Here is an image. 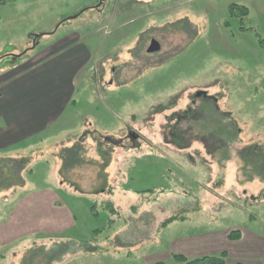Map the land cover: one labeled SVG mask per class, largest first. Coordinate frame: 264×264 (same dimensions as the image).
<instances>
[{
	"label": "rangeland",
	"instance_id": "1",
	"mask_svg": "<svg viewBox=\"0 0 264 264\" xmlns=\"http://www.w3.org/2000/svg\"><path fill=\"white\" fill-rule=\"evenodd\" d=\"M3 1L0 166L27 171L0 181V264H179L198 235L264 264V0ZM236 4L250 15L228 29ZM65 64L58 116L21 132Z\"/></svg>",
	"mask_w": 264,
	"mask_h": 264
},
{
	"label": "crops",
	"instance_id": "2",
	"mask_svg": "<svg viewBox=\"0 0 264 264\" xmlns=\"http://www.w3.org/2000/svg\"><path fill=\"white\" fill-rule=\"evenodd\" d=\"M76 52L79 53L80 50H78ZM74 67H71L69 64L68 65L65 64L63 67L59 68V70H58V72L56 74L55 82H54V84L52 86V92L53 93L56 92V95L54 96L53 100L50 101V102H48V98L49 97L45 101H42L43 104L46 105V107H44L42 109L43 112L40 115L37 114L36 117H34L32 119L31 125L29 127L26 126V128L21 129V132H25L28 128H33L35 131H39V128L41 127V125L43 126L44 122L47 119H50V117L52 115L54 117L58 116V114L56 115V113L58 111V108L61 106L60 104L62 103V101L64 99V96L66 95L67 88H68V83H69L68 82V78L70 76L71 69L74 68ZM3 104H4L3 101L0 100V117L4 113ZM36 118L38 119V123H35V124L32 125V122ZM24 119L26 120L27 118L24 117ZM14 120H16L18 122L19 116L14 117L12 121H14ZM10 129H11V127H10ZM33 129H31V130H33ZM15 135H20V134H15ZM3 139H1V140L3 142H5L6 140L5 139L3 140ZM7 141H9V140H7ZM8 145H10V144H6L5 143L3 146H0V148L6 147ZM52 201H53L52 202L53 206H58L59 205V203L56 200H52ZM68 220H69V218H68ZM63 221L64 220H62V219L58 220L57 225L55 224V226H53L51 228L44 227L43 223H41L37 227H39L38 228L39 230L45 229L47 231L54 232V231H57L56 228H59ZM218 243H219V240H218L217 236L214 237V238L212 236H209V235L185 236V237L181 238L180 240L176 241V243H174V246H173L175 248V250H173V251L171 250L166 255L173 256L176 253L178 255H183V256H185V257H187L189 259H196V258H200V257H204V256H210V255H213V254H219V253L224 252V251L219 249L221 251L220 252L219 250H217L218 249V245H219ZM215 252H217V253H215ZM226 253H227V251H226ZM148 258L151 259V257H148ZM150 259L147 260V261L148 262L152 261V259L151 260Z\"/></svg>",
	"mask_w": 264,
	"mask_h": 264
},
{
	"label": "trees",
	"instance_id": "3",
	"mask_svg": "<svg viewBox=\"0 0 264 264\" xmlns=\"http://www.w3.org/2000/svg\"><path fill=\"white\" fill-rule=\"evenodd\" d=\"M2 4H4V1L0 0V6ZM102 6H103V4L100 7L102 8ZM249 15H250V11H249V8L247 6L237 5V4L231 5L229 7L230 21L226 22V24H225L226 28H228V29L231 28L232 20H238L243 25V22L249 17ZM241 29L246 30V28H244V27H242ZM258 42H259V45L262 48H264V38L260 37ZM83 143H84V141H82V143L79 144L78 146L74 147L73 150H70V153H74V155L77 156V158H76L77 160H75V162H78V163H76L77 167H78V165L83 163V157H81V154H80L82 147H84ZM70 153H68V154L70 155ZM100 154L103 157H105V159L107 160L103 149H100ZM3 162L4 163L0 166V181H1V179H4V177H6L7 171L8 172L10 171L11 175L18 178V176H15L14 173L21 171L20 173L22 174V171H24L26 169L25 168L26 160L8 159V160H5ZM26 171H27V169H26ZM29 171H31V170H29ZM11 184H12L11 182H9L8 180L5 179L1 185L4 187H8ZM145 192H148V191H145ZM106 208H108L110 210L111 216L115 214L113 202H108ZM184 219H185V216L171 217V218L167 219L162 225L167 226V225H169L175 221H183ZM241 237H242L241 233L237 232V231L229 234V239H231V240H238ZM64 255H65V253L62 254V256H64ZM173 258L179 264H227L228 254L226 252H223L220 256H204V257H200V258H196V259H189L183 255L174 254ZM151 264H165V263L164 262H155V263H151Z\"/></svg>",
	"mask_w": 264,
	"mask_h": 264
},
{
	"label": "water",
	"instance_id": "4",
	"mask_svg": "<svg viewBox=\"0 0 264 264\" xmlns=\"http://www.w3.org/2000/svg\"><path fill=\"white\" fill-rule=\"evenodd\" d=\"M74 19V18H73ZM161 51V45L158 41L153 40L150 47L148 48V54H157Z\"/></svg>",
	"mask_w": 264,
	"mask_h": 264
}]
</instances>
